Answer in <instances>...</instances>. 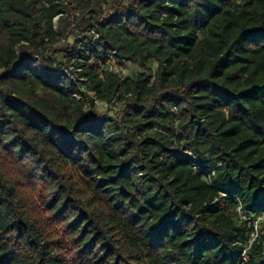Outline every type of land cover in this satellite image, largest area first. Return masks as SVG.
Segmentation results:
<instances>
[{
	"label": "trees",
	"instance_id": "obj_1",
	"mask_svg": "<svg viewBox=\"0 0 264 264\" xmlns=\"http://www.w3.org/2000/svg\"><path fill=\"white\" fill-rule=\"evenodd\" d=\"M104 2L0 0V264H264V0Z\"/></svg>",
	"mask_w": 264,
	"mask_h": 264
},
{
	"label": "rangeland",
	"instance_id": "obj_2",
	"mask_svg": "<svg viewBox=\"0 0 264 264\" xmlns=\"http://www.w3.org/2000/svg\"><path fill=\"white\" fill-rule=\"evenodd\" d=\"M114 1L115 0H105V2L103 4L104 10H105V14H104L103 18H108L114 13V7H113ZM54 22H55V28L57 29L58 28L57 19H55ZM70 43L72 44V39H70V38L64 39L63 41H61L60 43H58L54 46L53 51L49 50L46 53H47V55H53L54 58L56 57V55L59 56V55L66 54L68 52L67 47ZM55 63H57V61ZM156 66H157L156 63H149L147 66L148 67L147 68L148 73L153 74L156 70ZM127 68L128 69H126V71L123 73L124 77L131 75L132 73L141 69L138 64H134V63L127 64ZM71 69H72V67H70V69H68V71H69L68 73L71 74V77H73L76 81L77 80V73H74V74L71 73ZM84 86L82 84H80L81 89H84L85 88ZM89 94L92 96L93 92H89ZM97 108H98L97 111H98L99 115H103V114L116 115L123 108V106L121 103H113L112 105H109L108 108L105 109L101 105L97 104ZM260 236H263V239H264V226H263L262 232L260 233Z\"/></svg>",
	"mask_w": 264,
	"mask_h": 264
},
{
	"label": "built area",
	"instance_id": "obj_3",
	"mask_svg": "<svg viewBox=\"0 0 264 264\" xmlns=\"http://www.w3.org/2000/svg\"><path fill=\"white\" fill-rule=\"evenodd\" d=\"M116 54V51H113L112 55ZM129 63H134L132 61L123 59L120 62H117L116 60H114L113 58L108 59L106 61L105 64L109 67L110 70L116 71L118 73H121L123 75V73L126 71L127 68V64ZM136 64V63H134ZM96 104L101 105L103 108H108L109 104L106 102H101L100 100H96ZM238 211H241V206L238 207ZM243 218L248 220V224L252 227V237L249 241L250 245L253 240H255L257 237L260 236V233L262 232L263 226H264V212L260 215H252V216H246V215H242ZM243 257L245 258L246 256V248L244 249L243 253H242Z\"/></svg>",
	"mask_w": 264,
	"mask_h": 264
}]
</instances>
